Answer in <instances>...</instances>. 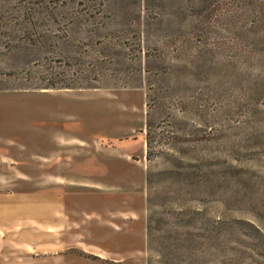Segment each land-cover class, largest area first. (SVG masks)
I'll return each instance as SVG.
<instances>
[{"label": "rangeland", "instance_id": "1", "mask_svg": "<svg viewBox=\"0 0 264 264\" xmlns=\"http://www.w3.org/2000/svg\"><path fill=\"white\" fill-rule=\"evenodd\" d=\"M65 2L91 87L0 44V264H264V0Z\"/></svg>", "mask_w": 264, "mask_h": 264}, {"label": "trees", "instance_id": "2", "mask_svg": "<svg viewBox=\"0 0 264 264\" xmlns=\"http://www.w3.org/2000/svg\"><path fill=\"white\" fill-rule=\"evenodd\" d=\"M51 4V0H0V44L11 54L10 64L14 66L11 70L16 72L17 78L20 79L18 87L15 88L91 87L90 74L93 72V66L84 62L79 64L77 70L80 80L87 81L85 85L60 77L56 79L50 74L38 76L34 73L48 50H65L63 45H66V42L56 39L60 35L53 24L58 22L50 8L66 6L67 2L63 5ZM73 18L71 17L70 23L75 22ZM149 71L150 67L144 65L139 73L142 76L144 72ZM133 82H138V79L134 77Z\"/></svg>", "mask_w": 264, "mask_h": 264}]
</instances>
